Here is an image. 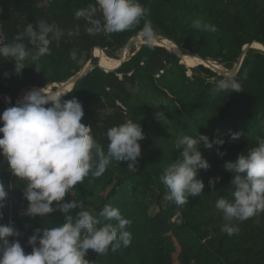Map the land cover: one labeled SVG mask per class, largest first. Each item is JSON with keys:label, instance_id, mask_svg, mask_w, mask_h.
<instances>
[{"label": "trees", "instance_id": "1", "mask_svg": "<svg viewBox=\"0 0 264 264\" xmlns=\"http://www.w3.org/2000/svg\"><path fill=\"white\" fill-rule=\"evenodd\" d=\"M90 3L94 0H0L7 43L29 23L38 30L40 20L56 24L64 31L59 41L53 39L50 52L36 62L39 71L29 58L17 74L15 61L0 57V92L15 103L32 88L62 84L81 72L93 50H102L108 57L121 61L117 51L142 33L145 21L110 36L90 35L85 30L89 26L87 21L74 15ZM140 3L150 10L146 19L160 34L151 43L144 38L139 46H131L129 60L115 71L111 69L120 63L97 58L90 72L62 97H75L81 102V122L92 127L94 139L105 150L110 127L128 119L139 122L145 138L140 141L138 171H127V162L113 161L99 177L90 174L82 183L78 182L61 202L75 201L82 207L68 213L57 208L44 217H29L23 215L28 207L23 196L27 181L14 176L6 159L0 156V182L8 192L5 207L0 209V224L11 222L20 235L8 239H18L25 252L30 253L28 238L35 229L58 227L67 215L75 218L82 210H90L96 216L103 205L111 204L131 220L126 226L131 244L115 252L109 250L105 255L89 249L86 258L91 264H264V212L243 222L232 221L239 231L228 235L221 229L229 221L215 207L219 198L232 199L233 174L224 168L225 162L234 161L238 154L254 146L256 136H264V52L249 49L233 72L240 91L215 92L216 81L226 73L198 65L188 75L179 54L165 48L172 42L184 55L190 53L231 70L246 46L264 47V0ZM95 17L101 18L99 11ZM199 18L213 24L216 31L194 29L192 23ZM22 42L35 50L27 37ZM72 50H76V61L70 59ZM217 64L212 65L216 70ZM5 109L0 102V113ZM231 133H240L239 139L220 148L225 153L222 157L217 154V146L209 150L203 142L200 144L202 156L210 164L207 171H198L197 179L205 185L202 192L190 195L185 205L166 200L167 189L160 176L181 156L182 149L175 147L177 139L183 135H207L210 140L222 136L229 141ZM217 176L221 179L210 187L209 179ZM56 204L53 202V207Z\"/></svg>", "mask_w": 264, "mask_h": 264}, {"label": "clouds", "instance_id": "2", "mask_svg": "<svg viewBox=\"0 0 264 264\" xmlns=\"http://www.w3.org/2000/svg\"><path fill=\"white\" fill-rule=\"evenodd\" d=\"M97 11L101 18L95 17ZM149 14L150 10L140 0H94L74 15L87 21L88 34L103 33L105 36L129 30L143 19L142 35L151 43L154 30L146 19ZM192 27L204 32L216 31L213 24L202 18L194 20ZM63 35L58 25L45 20L38 22V30L29 23L11 43L0 42V57L14 60L17 74L25 68L29 58L39 71L36 62L50 52L53 39L59 41ZM25 37L34 51L22 42ZM70 59L77 60L76 50L70 52ZM240 90L235 73H228L216 81L213 89L215 92ZM65 94L49 93L45 88L33 89L16 106L0 113V156L6 159L14 176L27 181L23 196L28 207L23 215L29 217H44L57 208L68 213L70 209L82 207L75 201L61 202L78 182L82 183L90 174L99 177L113 161L127 162V171H138L140 141L145 138L142 125L128 119L110 127L106 132L108 145L105 150L94 139L92 127L81 122L84 116L81 102L75 97L63 100ZM239 136L240 133H231L229 141L222 136L210 140L207 135L178 138L175 147L182 149L181 156L160 176L167 189L165 199L180 206L186 204L190 195L202 192L205 185L197 179L198 171H207L210 164L202 156L201 142L205 149L217 146V154L222 157L225 153L220 148L226 142L238 140ZM224 168L233 174L232 199L219 198L215 207L229 221L221 231L232 235L239 231L232 221L243 222L264 212V136H256L254 146L238 154L234 161L225 162ZM220 179L219 176L210 178L209 186L214 187ZM7 196L5 185L0 182V209L5 207ZM53 202H57L56 207ZM2 217L0 212V219ZM130 224L131 220L124 218L119 208L111 204L103 205L96 216L90 210H82L75 218L67 215L58 227L35 229L28 238L30 253L25 252L18 239H8L20 235L11 222L0 224V264H91L86 258L89 249L105 255L109 250L115 252L130 246L132 237L126 230Z\"/></svg>", "mask_w": 264, "mask_h": 264}, {"label": "rangeland", "instance_id": "3", "mask_svg": "<svg viewBox=\"0 0 264 264\" xmlns=\"http://www.w3.org/2000/svg\"><path fill=\"white\" fill-rule=\"evenodd\" d=\"M153 30H154V37H155V35L156 34H160V31L157 29V28H153ZM143 39H144V37H143V35H142V33L136 38V40L135 41H133V42H131L130 44H128V45H126V46H124L123 48H121V49H119L118 51H117V55H119L120 56V58L122 59L124 56H126V57H128L129 56V54L131 53V46H139L140 44H141V42L143 41ZM157 42L159 43V41L157 40ZM166 46L169 48V49H172V50H175V52L176 53H183L184 54V52L181 50V52L178 50V48H176L172 43H167L166 44ZM249 49H251V48H248V47H245V52H247ZM105 54V55H104ZM104 54H102V53H100L99 52V50H96V52H95V56L97 57V58H99L98 56H100L102 59H103V61H106V62H108V61H110V60H114L115 61V59L114 58H110V57H108L107 56V54L104 52ZM188 55H184V56H181L182 57V59L183 60H181V64H182V61L185 63V66L187 67V69H188V75H191V69L192 68H194V67H196V66H198L199 64H202L203 62L201 61V60H199V58H197L196 56H194V55H192V54H190V53H187ZM96 58V59H97ZM101 59V60H102ZM240 60V59H239ZM91 61V58H90V60H88L85 64H84V68L83 69H85L86 67H87V65H88V63ZM95 63H96V61L94 60V65H95ZM215 62H211L210 61V64H211V66L214 64ZM215 65V64H214ZM207 66V65H206ZM208 67V66H207ZM219 68L221 69V70H223V69H225V70H229V69H227L226 67H224L223 65H219ZM82 69V70H83ZM81 70V71H82ZM75 77V76H74ZM68 81H66V82H64V83H62V84H53V85H49V86H47V87H45V90H48V92H50V91H52V92H65L66 90H68V84H66V85H63V84H65V83H67ZM62 85H63V88H64V90H61V88H62ZM33 89H38V88H32L31 90H33ZM71 90V89H70ZM28 91V90H27ZM26 91V92H27ZM29 92V91H28ZM20 100H22V99H18L17 100V102L18 101H20ZM16 103V102H15ZM15 103L13 104V105H15Z\"/></svg>", "mask_w": 264, "mask_h": 264}, {"label": "water", "instance_id": "4", "mask_svg": "<svg viewBox=\"0 0 264 264\" xmlns=\"http://www.w3.org/2000/svg\"><path fill=\"white\" fill-rule=\"evenodd\" d=\"M137 38V37H136ZM136 38L133 40V41H135L136 40ZM155 38V37H154ZM132 41V42H133ZM170 42V41H169ZM172 43V42H171ZM172 44H174V43H172ZM175 45V44H174ZM161 46V45H160ZM176 46V45H175ZM163 47H165V46H163ZM177 47V46H176ZM246 47H248V48H251V49H256V50H259V51H262V52H264V47L262 46L261 47V49L260 48H257V47H252V46H250V45H248V46H246ZM166 49H168L169 50V48H167V47H165ZM178 48V50L181 52V49L179 48V47H177ZM245 49V48H244ZM179 54V56H180V58H181V60H183L182 59V57L181 56H184V54L181 52V53H178ZM245 56H246V52H245V50H243V53H242V56H241V58H240V60H239V62L231 69V70H225V69H223V70H216V69H214L212 66H211V64H210V61H204V60H202V59H200L203 63L202 64H199V65H204V66H208V67H210V68H212L213 70H215V71H217V72H222V73H226V74H228V73H233L234 71H236L239 67H240V65H241V63L243 62V60L245 59ZM94 60H96V56H95V54H94V50L92 51V53H91V61L88 63V65H87V67L85 68V69H83L81 72H79L75 77H73V78H71L70 80H68V82L67 83H65V84H63V85H66V84H68V83H70V84H73V88H74V86L79 82V80L82 78V77H84L85 75H87L89 72H90V70L94 67ZM129 60V57H126V56H124L122 59H121V63L116 67V68H114V69H111V70H113V71H115V70H117L120 66H121V64L122 63H124V62H126V61H128ZM182 64H184L185 65V63L182 61ZM63 85H62V88H61V90H64V88H63ZM72 88V89H73ZM71 89V90H72ZM70 90V91H71ZM69 91V92H70ZM58 92V91H57ZM68 92V93H69ZM67 93V94H68ZM66 94V95H67ZM65 95V96H66ZM64 97V96H63Z\"/></svg>", "mask_w": 264, "mask_h": 264}, {"label": "built area", "instance_id": "5", "mask_svg": "<svg viewBox=\"0 0 264 264\" xmlns=\"http://www.w3.org/2000/svg\"><path fill=\"white\" fill-rule=\"evenodd\" d=\"M0 9H1V7H0ZM7 41H8V38H7V34H6L5 29H4V25H3L2 12H0V42L7 43ZM1 72H2V67L0 66V74H1ZM0 102L3 103L6 108L17 105V101H16L15 105H13L14 102H13L12 98L9 95H5L1 92H0Z\"/></svg>", "mask_w": 264, "mask_h": 264}, {"label": "bare ground", "instance_id": "6", "mask_svg": "<svg viewBox=\"0 0 264 264\" xmlns=\"http://www.w3.org/2000/svg\"><path fill=\"white\" fill-rule=\"evenodd\" d=\"M156 42H157V41H156ZM157 44H158V45H161V44L158 43V42H157ZM161 46H162V45H161ZM174 46H175V45H174ZM175 47H176V46H175ZM176 48H177V47H176ZM260 49H261V48H260ZM99 52L102 53V54H104V52H103L102 50H99ZM94 54H95V53H94ZM104 55H105V54H104ZM98 57H99V59H102L100 56H98ZM96 58H97V57H96ZM102 61H103V59H102ZM105 62H106V61H105ZM110 62L121 63V61H116V60H115V61H114V60H110V61H108L107 63H110ZM214 64H217V63H214ZM217 65H218V64H217ZM218 66H219V65H218ZM219 70H221V69L219 68ZM68 85H69V86H68V90L65 91L66 94L70 91V89L73 88V84H70V83H69ZM38 89H41V88H38ZM45 91L48 92V90H45ZM49 93H52V91H50ZM66 94H65V95H66ZM65 95H64V96H65ZM62 97H63V96H62ZM21 99H22V98H21ZM17 103H18V102H17Z\"/></svg>", "mask_w": 264, "mask_h": 264}]
</instances>
